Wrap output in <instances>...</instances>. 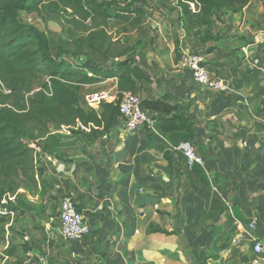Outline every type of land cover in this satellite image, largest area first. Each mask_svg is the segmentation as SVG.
I'll list each match as a JSON object with an SVG mask.
<instances>
[{"label": "crops", "instance_id": "0c3cea01", "mask_svg": "<svg viewBox=\"0 0 264 264\" xmlns=\"http://www.w3.org/2000/svg\"><path fill=\"white\" fill-rule=\"evenodd\" d=\"M152 11L154 32L134 30L131 38L152 42L134 56L150 77L137 94L178 104L192 122V136L161 134L164 116L152 111L155 129L116 125L95 143L67 127L53 130L61 159L49 158L48 174L57 184L42 206L56 202L59 214L62 196L70 195L90 228L81 243L53 242L58 264H264V31L255 41L252 34L240 36V46L234 40L206 46V66L226 82L227 90L218 92L182 67V51H196L184 30L164 12L158 22ZM232 50L238 51L230 59ZM117 85L114 78L83 86L81 107L87 94L117 92ZM186 140L203 166L188 169L174 149ZM152 227L172 235L150 233ZM256 243L263 246L260 255Z\"/></svg>", "mask_w": 264, "mask_h": 264}, {"label": "trees", "instance_id": "16d2710c", "mask_svg": "<svg viewBox=\"0 0 264 264\" xmlns=\"http://www.w3.org/2000/svg\"><path fill=\"white\" fill-rule=\"evenodd\" d=\"M152 1L169 17L177 14L189 42L202 54L219 40L212 29L226 13L238 14L250 1L264 7V0H174L177 6L173 0ZM44 5L62 14L68 36L55 53L46 32L21 18V13L40 15ZM149 18L139 0H0V85L5 89L0 105V246L6 239V223L43 208L16 193L20 186L38 200L56 188L47 170L49 158L61 159V140L53 130L67 127L83 141L95 143L120 120L118 101L103 103L98 110L82 108V87L117 78L121 97L124 92L137 93L140 84L150 80L134 56L152 42L132 43L127 38L121 46L108 31L110 22L123 25L126 33L145 30ZM143 104L164 116L157 128L161 134L192 136V122L169 98ZM150 233L172 235L158 227L150 228Z\"/></svg>", "mask_w": 264, "mask_h": 264}, {"label": "rangeland", "instance_id": "374dc122", "mask_svg": "<svg viewBox=\"0 0 264 264\" xmlns=\"http://www.w3.org/2000/svg\"><path fill=\"white\" fill-rule=\"evenodd\" d=\"M140 3L146 5L148 12L153 8L152 15L154 14L158 20L159 15L164 12L155 6L152 0H139ZM174 6H177L176 2L171 1ZM248 9V10H246ZM151 14V12H150ZM165 14V12H164ZM153 15V16H154ZM21 18L24 22L34 25L40 30L46 32L53 52L62 44L64 40L68 38L62 14L50 9L47 5H44L41 9V14H28L21 13ZM170 22L176 23V29L181 27L183 24L177 20V14L173 13ZM159 22V20H158ZM154 25L153 19L150 18V23L147 24V30L149 35L154 32L151 27ZM122 26L117 23L110 22L108 25V31L111 34L112 39H120L121 46H124V42L127 38H132L134 30L129 29L127 35L126 32L122 31ZM178 30V29H177ZM264 31V7L259 2L250 1V3L242 10V12L232 15L226 13L223 17V21L216 24L212 29L214 36L219 40L217 43L227 44L228 41L234 40V43H238L237 46L243 44V38L251 35V39L255 41V33ZM220 35V36H219ZM264 35V34H263ZM238 39V41H235ZM247 40H250L249 38ZM195 50H199L195 44H192ZM191 46V47H192ZM192 47V48H193ZM5 89L0 85V105L5 98ZM16 193L26 195L29 201L42 204L43 200L34 199L32 191H27L25 186H20V189ZM58 203H51L44 205L41 208V212H28L22 219L11 220L6 223V239L0 246V264H44L46 258H55L51 263L58 264V252L57 246H54L53 242H59L56 235V227L58 226V208H55ZM49 206V207H48ZM59 246V245H58ZM8 252L12 255H8ZM46 263V262H45Z\"/></svg>", "mask_w": 264, "mask_h": 264}, {"label": "built area", "instance_id": "2783aa9c", "mask_svg": "<svg viewBox=\"0 0 264 264\" xmlns=\"http://www.w3.org/2000/svg\"><path fill=\"white\" fill-rule=\"evenodd\" d=\"M194 11V5H191ZM254 65H259V60L254 59ZM181 65L188 71L201 86L211 90L224 92L227 90L225 79H221L211 72L206 66L201 51L184 50L181 53ZM119 102L120 120L124 130L135 132L141 128L155 129L156 120L150 115V111L144 106L142 97L134 92H124L121 97L113 90H105L87 94L84 97L86 109H99L103 103ZM184 159L188 169L195 166H203L204 159L198 154L191 141H181L174 148ZM59 221L56 227V235L60 242L75 244L84 241L90 234V228L84 215L79 211L72 196L64 195L59 206ZM253 227V226H252ZM254 252L262 254L261 243L254 245Z\"/></svg>", "mask_w": 264, "mask_h": 264}]
</instances>
